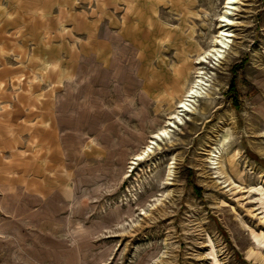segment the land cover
Masks as SVG:
<instances>
[{"label":"rangeland","instance_id":"1","mask_svg":"<svg viewBox=\"0 0 264 264\" xmlns=\"http://www.w3.org/2000/svg\"><path fill=\"white\" fill-rule=\"evenodd\" d=\"M226 1L0 0V264H264V0L236 1L205 94L131 164L182 97L162 77L183 44L213 48ZM41 171L59 190L39 208Z\"/></svg>","mask_w":264,"mask_h":264},{"label":"bare ground","instance_id":"2","mask_svg":"<svg viewBox=\"0 0 264 264\" xmlns=\"http://www.w3.org/2000/svg\"><path fill=\"white\" fill-rule=\"evenodd\" d=\"M236 1L237 0L226 1V10L220 16L219 31L213 40V48L210 51L205 52L203 55L199 54L197 59L192 62V60H190L188 57V53H191L192 51L187 46H185V44L182 45L183 48L181 46V63L177 66L176 69H174L173 77H171L170 75H166L167 77L165 79L162 77V81L159 86L162 85V89L164 90L159 94L167 98L168 96L171 97L172 95H177L178 91L182 90V97L177 102V109H174L171 113H169L168 116H165V119L163 120L164 124L160 125L159 128L154 132L155 134H153L151 140L146 146V149H144L141 153L133 158V162L131 163L132 166L139 164L140 162L145 161L151 155H154L156 146L158 147V149H160L158 146V141L164 140L165 137H169L171 127H175V119H181L179 118L180 116L189 111H192L193 108L191 104L195 102L196 99L202 97L203 94H205V90H207V88L209 87V84L207 83V81H209V78L207 76V72L205 71V64L210 61V57H212V55H215L219 58L222 52H226L231 47L230 43L232 42V40L229 37H232L233 34L230 32L231 30L229 26L233 24V21L230 20V15H232L233 11L236 9V6H233ZM127 31L131 30L126 29L123 37H134L133 34L128 33ZM173 33L174 32H172V34ZM94 45L95 48L99 47L97 43H95ZM190 74L192 75L191 79H189V77H191ZM0 82H2V80H0ZM258 112L261 113V115L264 117V108L258 109ZM261 137L264 139V133L261 134ZM218 156L219 154H211V157L214 158ZM173 163L174 162L170 164L168 176L171 174V169L174 167ZM212 164V168L218 167L217 161L212 162ZM133 212L134 211H132V213Z\"/></svg>","mask_w":264,"mask_h":264},{"label":"crops","instance_id":"3","mask_svg":"<svg viewBox=\"0 0 264 264\" xmlns=\"http://www.w3.org/2000/svg\"><path fill=\"white\" fill-rule=\"evenodd\" d=\"M122 32H125V31H122ZM121 33V32H120ZM94 34V33H93ZM92 34V35H93ZM117 37L119 38V40H123V41H126V40H128V41H130V42H135L136 43V45L138 44V42H136V41H133L131 38H128V37H126L125 39L123 38V39H121L120 37H119V35H117ZM104 44H105V46H106V41L105 40H103V38H101L100 39ZM105 46H103V47H105ZM92 47H93V51H96V53L97 54H99V53H101V54H105L104 53V50H108V49H104V50H101L102 49V47H96L97 49H95V46L93 45V43H92ZM100 50H101V52H100ZM109 51V50H108ZM110 51L108 52V55H107V57L110 59V57H109V55H110ZM95 55V57L96 58H98L99 60H100V62L101 63H103L105 66H108L109 65V63L108 64H106L105 63V60H101L99 57H97L98 55ZM97 59V60H98ZM110 62V61H109ZM56 126H53V125H50V126H48L46 129H45V131L46 132H48V133H50V134H47L46 133V135H47V137H49L50 138V141H51V139L52 138H55V133H54V131L56 132ZM44 139H46V138H44ZM42 164H43V162H42ZM39 165V164H38ZM37 165V166H38ZM44 166V165H43ZM10 167H9V165L6 167V170L5 171H7L8 169H9ZM5 171H1V172H5ZM38 172V168L36 167V173ZM47 174V172L46 171H41V172H39V174L38 175H35V179H34V183L32 184V182L31 181H29L28 182V193H27V201H29L30 202V200H33L34 202H36V205H37V207H39V208H41L43 205H45V200H46V196H45V193H46V191H53V190H55L56 192L59 190V187H58V185H50L48 188L49 189H47V187H46V183L44 184V181H45V179H46V175ZM38 181V182H37ZM32 184V185H31ZM27 187V186H26ZM68 187V184L66 183V184H62V186H61V189H60V191L59 192H61L60 194H64V195H67V193H68V191H67V188ZM65 192V193H62V192ZM55 192V193H56ZM58 192V193H59ZM29 205H30V203H29ZM26 206H28V205H26ZM82 259V258H81Z\"/></svg>","mask_w":264,"mask_h":264},{"label":"trees","instance_id":"4","mask_svg":"<svg viewBox=\"0 0 264 264\" xmlns=\"http://www.w3.org/2000/svg\"><path fill=\"white\" fill-rule=\"evenodd\" d=\"M230 86H231L230 87V91L236 95L237 89H236V81H235V79H233L231 81ZM192 177H193V172L192 171H189L188 183L193 186V188H194V190L196 191L197 194H201L202 188L193 182Z\"/></svg>","mask_w":264,"mask_h":264}]
</instances>
